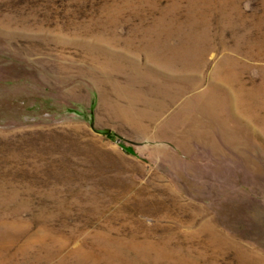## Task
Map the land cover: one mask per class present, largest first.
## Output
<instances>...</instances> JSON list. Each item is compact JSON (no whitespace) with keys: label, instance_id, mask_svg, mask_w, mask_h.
Wrapping results in <instances>:
<instances>
[{"label":"rangeland","instance_id":"1","mask_svg":"<svg viewBox=\"0 0 264 264\" xmlns=\"http://www.w3.org/2000/svg\"><path fill=\"white\" fill-rule=\"evenodd\" d=\"M0 264H264V0H0Z\"/></svg>","mask_w":264,"mask_h":264}]
</instances>
